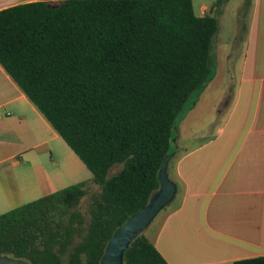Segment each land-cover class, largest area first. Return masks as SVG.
I'll list each match as a JSON object with an SVG mask.
<instances>
[{"label": "trees", "instance_id": "trees-1", "mask_svg": "<svg viewBox=\"0 0 264 264\" xmlns=\"http://www.w3.org/2000/svg\"><path fill=\"white\" fill-rule=\"evenodd\" d=\"M219 28L218 15H198L193 0H40L0 10V64L93 173L0 214V255L100 264L175 152L170 173L179 123L216 74ZM92 182L101 189L83 210ZM124 264L169 263L143 231ZM234 264H264V255Z\"/></svg>", "mask_w": 264, "mask_h": 264}, {"label": "crops", "instance_id": "crops-1", "mask_svg": "<svg viewBox=\"0 0 264 264\" xmlns=\"http://www.w3.org/2000/svg\"><path fill=\"white\" fill-rule=\"evenodd\" d=\"M33 1L0 0V10ZM193 3L220 21L227 116L210 136L193 135L194 146L178 144L179 190L150 238L169 264H234L264 255V0ZM226 12L233 24L222 39ZM82 162L0 64V214L80 182Z\"/></svg>", "mask_w": 264, "mask_h": 264}, {"label": "rangeland", "instance_id": "rangeland-1", "mask_svg": "<svg viewBox=\"0 0 264 264\" xmlns=\"http://www.w3.org/2000/svg\"><path fill=\"white\" fill-rule=\"evenodd\" d=\"M195 3L198 2V0H194ZM197 13L199 11H196ZM232 24H233V18L232 15L229 12H226L223 17V31L219 34V36L222 39H228L231 34L232 30ZM218 36V37H219ZM217 37V36H216ZM217 43L219 41L218 38H216ZM216 44V43H215ZM217 55V53H216ZM217 58V72L218 76L213 81V83L206 88V90L201 94L198 100V105L195 109L190 110L188 114L183 118L180 123L179 127L177 128L176 134L178 136V144L179 149L183 150L186 147H192L197 142L198 139L196 137H193V135H202L205 130L206 134L210 136V134H213L215 130L222 124L224 119L226 118L227 114L226 111L220 112L221 107L218 106L220 104L221 98L224 95V93L227 91V83L225 77V63ZM221 60V61H220ZM220 62V64H219ZM177 150V153L181 154L180 150ZM59 160L63 162L62 156L58 155ZM175 157L171 163L170 167V176L173 180H177V172H176V160ZM83 163V162H82ZM83 168L84 170L82 172H79L78 180H92L93 179V173L90 171V169L84 164ZM122 168L121 164L115 165L111 171L110 175L115 174ZM75 179H70L68 182L69 184H73ZM69 186V185H68ZM101 188L99 185L95 183H91V190L90 193L84 197L83 203H82V209L85 210L87 208L88 202L90 201V194L93 192L99 191ZM168 207V206H167ZM166 207V208H167ZM166 212L165 209H163L156 218L152 221V223L149 225L148 228L144 230L145 234L148 237H151V234L155 227H157V224L160 221L161 216L163 213Z\"/></svg>", "mask_w": 264, "mask_h": 264}, {"label": "water", "instance_id": "water-1", "mask_svg": "<svg viewBox=\"0 0 264 264\" xmlns=\"http://www.w3.org/2000/svg\"><path fill=\"white\" fill-rule=\"evenodd\" d=\"M175 152L166 155L159 173L160 188L149 203L134 213L125 224L120 226L110 238L100 264H124L125 251L131 242L156 218V216L171 204L178 192V184L169 173V163ZM0 264H32L24 259L0 255Z\"/></svg>", "mask_w": 264, "mask_h": 264}]
</instances>
